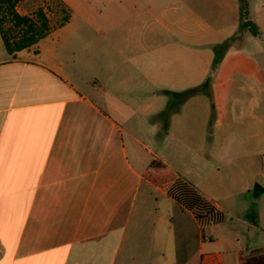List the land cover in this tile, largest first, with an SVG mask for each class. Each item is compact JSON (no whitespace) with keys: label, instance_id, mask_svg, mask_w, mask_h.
<instances>
[{"label":"crops","instance_id":"1","mask_svg":"<svg viewBox=\"0 0 264 264\" xmlns=\"http://www.w3.org/2000/svg\"><path fill=\"white\" fill-rule=\"evenodd\" d=\"M57 1L69 20L35 45L10 56L0 36V264H241L237 236L218 229L225 219L202 227L142 177L154 159L180 175L168 158L203 155L200 141L173 133L196 129L186 102L159 137L167 93L181 92L170 84L185 81L171 55L184 48L113 45L123 22L140 14L139 1ZM198 62L195 76L206 80L210 60ZM253 63L241 61L243 77L259 72ZM229 81L221 75L212 87L224 92ZM245 146L224 159L248 163Z\"/></svg>","mask_w":264,"mask_h":264},{"label":"rangeland","instance_id":"2","mask_svg":"<svg viewBox=\"0 0 264 264\" xmlns=\"http://www.w3.org/2000/svg\"><path fill=\"white\" fill-rule=\"evenodd\" d=\"M135 1L143 6L142 10L137 18L123 22L120 34L117 33L118 42L113 45L184 48L171 55L173 64L184 73L181 75L184 83L170 84L172 90H181L177 93L200 87L206 80L199 81L195 76L198 60H210V90H197L184 101L188 108L187 125L194 128L196 124V129L173 130L178 136L184 135L187 142L200 141L203 155L194 160L190 152L177 151L174 158H168L172 168L198 192L199 183L201 188H210V195L224 209L225 221L218 229L225 236H237L243 255L247 257L254 248L264 253V0ZM241 1L245 5V19L258 27V36L248 29H239ZM146 3L153 7L152 11H145ZM16 8L20 14L33 18L43 10L52 27L61 23L66 11L56 0H25ZM9 25L6 23L5 27ZM246 59L255 60L251 68L259 72L245 71L247 75L243 77L241 61ZM221 75L230 79L224 92L217 87L218 82L212 87ZM190 112H194L192 117ZM218 123L222 127L218 128ZM221 144H225L224 151ZM243 145H247L252 156L248 163L243 165L224 159L238 153ZM211 153L217 158L210 160ZM243 153L247 155L246 149ZM256 185L262 189L257 197L254 196ZM226 248L218 250L227 252Z\"/></svg>","mask_w":264,"mask_h":264},{"label":"trees","instance_id":"3","mask_svg":"<svg viewBox=\"0 0 264 264\" xmlns=\"http://www.w3.org/2000/svg\"><path fill=\"white\" fill-rule=\"evenodd\" d=\"M24 0H0V36L6 52L10 56L24 49L35 45L44 38L51 30L47 15L43 10H39L35 18L32 16H22L16 11V7ZM55 1V0H53ZM57 1V0H56ZM240 24L239 29H248L253 35L258 36V27L245 19V5L241 1L240 5ZM69 20V13L66 10L60 27ZM9 23L8 27L5 24ZM197 90H210V78L198 88L182 93H167L171 97V104L162 114L164 122L161 135L167 128V118L173 112L175 107L181 105L185 99L195 93ZM142 177L150 184L160 188L168 193L174 200L182 205L186 210L192 212L196 220L202 227L209 224L222 223L225 216L220 213L216 207L202 196L189 182L180 175L176 174L160 160L154 159L142 174ZM253 216H251V219ZM241 264H264V253L260 250H254L248 255Z\"/></svg>","mask_w":264,"mask_h":264},{"label":"water","instance_id":"4","mask_svg":"<svg viewBox=\"0 0 264 264\" xmlns=\"http://www.w3.org/2000/svg\"><path fill=\"white\" fill-rule=\"evenodd\" d=\"M261 192H262V189L258 185H256L254 189V196L257 197L259 193Z\"/></svg>","mask_w":264,"mask_h":264}]
</instances>
